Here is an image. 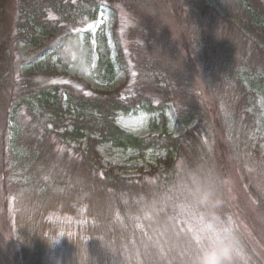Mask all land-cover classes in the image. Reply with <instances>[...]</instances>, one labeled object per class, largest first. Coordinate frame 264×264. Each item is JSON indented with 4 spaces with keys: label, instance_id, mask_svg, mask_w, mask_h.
<instances>
[{
    "label": "trees",
    "instance_id": "1",
    "mask_svg": "<svg viewBox=\"0 0 264 264\" xmlns=\"http://www.w3.org/2000/svg\"><path fill=\"white\" fill-rule=\"evenodd\" d=\"M14 2L11 23L0 9V222L17 264H198L221 225L231 264H264L230 221L224 193L228 172L258 159L256 179L241 181L264 224V145L252 137L264 98V0ZM117 5L132 23L126 51L113 29L112 57L102 25H85ZM78 60L100 83L118 70L123 80L93 88L68 69ZM170 106L185 127L177 135L167 131ZM138 113L155 116V133L116 122ZM102 143L157 153L124 173L103 160ZM189 190L212 198L211 227L189 226L179 209Z\"/></svg>",
    "mask_w": 264,
    "mask_h": 264
},
{
    "label": "rangeland",
    "instance_id": "2",
    "mask_svg": "<svg viewBox=\"0 0 264 264\" xmlns=\"http://www.w3.org/2000/svg\"><path fill=\"white\" fill-rule=\"evenodd\" d=\"M15 0H0V9L4 13L5 20L11 23L14 19L15 12ZM132 23V16L121 6L117 5L114 10L108 7H102L98 13L96 24L87 23L85 26L91 28V31L98 25H102L104 32L107 36L111 48V56H115V49L113 46V29L116 31L117 36L123 45L125 51L127 48V41L125 39V30ZM16 48L19 52H24L27 47L23 42H18ZM127 53V52H126ZM128 58V56H127ZM130 62V61H129ZM70 72L76 73L78 76L83 78L93 88L102 89L105 87L113 88L121 83L124 74L123 71L118 70V73L111 85L107 86L100 83L93 77H91L89 69L85 65L83 60L73 62L69 65ZM252 112L256 119V127L252 131V137L255 141L260 142L261 147L264 145V98H258L255 107ZM167 131L173 135L180 134L185 127H178L174 123V112L170 106L167 109ZM152 114L138 113L129 115H119L116 118L117 124L138 136H146L150 132L155 133L156 131L151 130L149 121ZM99 151L102 153L103 160L107 163H112L117 166V169L124 172L130 173L136 170V165L146 164L153 160L156 155V151L147 149L144 152L138 151L136 148H118L110 147L106 143H102L98 146ZM264 152V151H263ZM242 168V169H241ZM236 168L228 172L224 180V193H225V204L228 209V215L230 221L236 224L250 239L254 248L259 252L260 256L264 260V224L254 207V201L247 192L246 185L241 181L243 173L248 175L250 178L256 179V175L259 169V161L254 157H249L243 167ZM193 191H188V195H182L181 205L179 209H184L188 212V223L189 226L200 227L201 225L212 226L214 221L213 217H208L205 212H208L210 206L209 198L208 203H204L200 199L199 195L191 196ZM226 232V227L222 226L217 229L216 238H219L222 233ZM8 235L9 229L0 222V264H17V260L8 251Z\"/></svg>",
    "mask_w": 264,
    "mask_h": 264
},
{
    "label": "clouds",
    "instance_id": "3",
    "mask_svg": "<svg viewBox=\"0 0 264 264\" xmlns=\"http://www.w3.org/2000/svg\"><path fill=\"white\" fill-rule=\"evenodd\" d=\"M232 243L229 233H222L211 248L201 253L198 264H231ZM225 252L228 255H224Z\"/></svg>",
    "mask_w": 264,
    "mask_h": 264
}]
</instances>
